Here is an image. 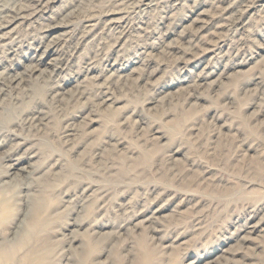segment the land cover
Listing matches in <instances>:
<instances>
[{
	"label": "rangeland",
	"instance_id": "rangeland-1",
	"mask_svg": "<svg viewBox=\"0 0 264 264\" xmlns=\"http://www.w3.org/2000/svg\"><path fill=\"white\" fill-rule=\"evenodd\" d=\"M132 2L53 4L56 20L71 12L75 33L99 21L97 28L67 55L54 79L36 72L0 92V187L9 198L0 217V250L15 254L7 264H23L26 256L30 264H264V230L243 232L253 223L264 227V0H179L171 7L165 1L144 18L130 12ZM241 2H252L254 10L244 14L243 28H231ZM195 10H204L208 22L200 38L190 39L197 33L190 23ZM122 17L120 30L108 29L111 19ZM36 19L10 33L17 42L8 53L0 46V71L23 70L18 61H28L21 55L33 53L53 21ZM206 48L200 60L181 67ZM114 61L118 77L108 71ZM88 62L94 66L86 71ZM222 70L228 77L219 75ZM256 75L262 78L257 90ZM56 90L66 98L57 101ZM72 121L79 137L65 140ZM15 157L31 177L13 174L9 160ZM51 166L60 174L37 182ZM59 183L46 196L52 222L42 224L44 238L18 248L17 228L32 223L24 215L25 194L34 197L36 187ZM73 193L89 197L84 212L79 203L71 208ZM160 205L153 230L146 218ZM74 218L85 222L74 226Z\"/></svg>",
	"mask_w": 264,
	"mask_h": 264
},
{
	"label": "bare ground",
	"instance_id": "bare-ground-1",
	"mask_svg": "<svg viewBox=\"0 0 264 264\" xmlns=\"http://www.w3.org/2000/svg\"><path fill=\"white\" fill-rule=\"evenodd\" d=\"M60 0H0V46H2L6 51L5 53L9 52L8 50L12 49L13 46L15 45V43L17 41H15L16 37H11L10 33L14 31L15 28H17V26L19 24H23L24 22L26 23L27 20H29L28 24H30L31 22L33 21H36V16L38 17H43L45 19H53V21L49 24H45V28H44V32L46 31V33L42 34V36L40 37V41L36 42L37 44H35V46L33 47L34 50H33V53L32 54H26L24 55V53L21 55L25 58V60H27V64H24V60H19L18 63H21V67H23V70L21 71H16L14 69L16 68H13V66H7V67H4L3 70L0 71V92H3L4 91V87L3 86H6L7 87H10L11 85L14 84V86L16 85H19L23 80L26 79V75H31L33 73L36 74V76L40 75L41 76H45L46 79L50 80V79H54L58 70L59 69H64L66 65H63V61L64 59L67 57V55H69L70 57L76 53V51H78V47L80 45V41L83 39H85L88 35H90L89 32H93V30H95L98 26V22H94L92 24H89V25H85L83 26L82 28V31L81 33H75L76 31V25L73 26L71 25L73 22L70 23L69 21V18L70 17V13H66L65 15L63 14L60 18H55V14L53 12V4H55L56 2H58ZM62 1V0H61ZM165 1H169V3H167L169 7H171L172 5L174 4H177L179 2V0H133V5H132V8H131V13L133 12L135 17L138 18H144L145 15L143 12H146L148 10H152L154 8H157L158 6H160V3H164ZM252 1V0H251ZM233 2V1H232ZM235 2V1H234ZM230 4V5H229ZM227 5V7H230L233 9L234 6L233 3H229ZM199 5V4H197ZM196 5V6H197ZM262 4H260L259 6H261ZM154 6V8H152ZM165 5V7H167ZM258 6V5H257ZM238 9L237 11H239V16H237L234 20H233V23L231 25V28H235V29H239V28H243V26H245V24L248 22L246 21L245 19L243 20V17H245L244 14L246 13H249L251 10L253 11L254 9H252L254 6L252 5V2L250 4H244L242 5V2H241V5H238L237 6ZM196 8V7H195ZM194 8V9H195ZM193 9V10H194ZM198 9V8H197ZM196 9V10H197ZM196 10L194 11L195 12V17L193 19H191V22L190 23H194L196 25V28H195V32L197 33H190L188 36L190 37V39H193V38H200V34L199 32H201L203 30V28H205L206 24H207V20H206V14L204 12V10H198L196 12ZM232 11V10H231ZM254 13H250L249 15H253ZM138 16V17H137ZM165 17V16H164ZM98 18V17H97ZM211 19V18H209ZM33 20V21H32ZM124 19L123 17L121 19H119V21H117L116 19H111L110 21V25L108 26V29H111V30H120L119 27H121L122 25H124ZM134 21V20H133ZM140 22H145L144 20H138ZM3 22H5L6 24H3ZM16 23L13 27H11L10 29H7L3 32H1L2 29L6 28L12 24ZM82 23V22H81ZM85 28H88V29H85ZM84 29V30H83ZM230 29V28H229ZM224 30V29H223ZM121 32V31H119ZM242 33V32H241ZM14 34V33H13ZM49 37V39H48ZM95 37V36H94ZM188 37V38H189ZM226 38V37H225ZM7 39H9L8 42H4L6 41ZM77 39V40H76ZM189 39V40H190ZM72 40H76V42L74 43V41ZM82 40V41H83ZM188 40V41H189ZM193 41H189L188 43V46H191V47H194L193 46ZM120 43V42H119ZM207 44V43H206ZM216 44V42H215ZM73 48L71 53H68V49L70 48ZM261 48H264V44L262 45ZM189 49V48H188ZM207 49V48H206ZM205 49V50H206ZM199 50V49H198ZM212 50V49H210ZM209 49H207L206 51H203L201 52L200 54L198 55H191V58L189 59H185L184 61H181V63H183V65L181 67L184 68V66H189L190 64L194 63V62H197L198 60L201 59V57H203L206 52H208ZM199 52V51H198ZM232 54V53H231ZM203 55V56H202ZM264 56V55H263ZM68 60V59H67ZM68 62H66L65 64H67ZM235 63V62H234ZM44 64L45 67L43 69H40V66ZM9 65V64H8ZM116 65L118 66L119 65V62L118 61H114L111 63L110 65V68L108 69V71H112L110 74L112 76H117L116 73L118 71V69L116 68ZM264 65V64H263ZM94 65H92L91 63H87L86 64V71H89L90 68H93ZM122 69V68H121ZM223 69V68H222ZM10 70H14L13 72H10ZM42 73H44L42 75ZM118 74V73H117ZM261 74V73H260ZM121 75V74H120ZM219 75H221V77H224L225 75V71L222 70L221 73H219ZM262 75V74H261ZM119 76V75H118ZM117 76V77H118ZM203 76V75H202ZM196 77H201V75H197ZM228 77L225 76L224 78ZM256 78H258L259 80L258 81H255V84H256V87L255 89H259L258 87L260 86L259 84L262 83L261 80V76L260 75H256L253 77V79L256 80ZM30 79V78H29ZM261 79V80H260ZM31 81V80H30ZM196 81V80H194ZM219 81V80H218ZM221 82V81H220ZM219 82V83H220ZM24 83V82H23ZM31 83V82H30ZM114 84L113 83H110L109 85H112ZM217 84V83H216ZM57 86V85H56ZM19 87V86H18ZM25 87V86H24ZM261 87V86H260ZM193 89V88H192ZM10 90V89H9ZM34 90V89H33ZM109 90V89H108ZM260 90L263 92V88L261 87ZM197 91V90H195ZM255 91V90H254ZM66 92V91H63V93ZM107 92L104 91L102 93H105ZM109 92V91H108ZM62 91H59V90H56L54 91V95L53 96H56L57 98V101H61L62 98H66V97H59V95H62L63 94ZM80 93V92H79ZM195 93V92H194ZM199 93V92H198ZM1 94V93H0ZM81 94V93H80ZM171 94V93H170ZM261 94V93H260ZM103 96H106V93L105 94H102ZM112 95V94H111ZM200 95V94H199ZM68 96H71V95H68ZM163 97V96H162ZM110 96L108 95L106 98L103 99V102H106L108 100H110ZM71 99V98H70ZM62 103V102H61ZM262 104L264 103V100L261 102ZM10 104V103H9ZM193 105V104H192ZM102 106V105H101ZM108 107V106H107ZM13 108V107H12ZM90 112V111H89ZM263 112V111H262ZM2 113V112H1ZM0 113V114H1ZM254 116V114L252 115ZM1 118V117H0ZM35 119H37L38 121L41 120V116H37V117H34ZM142 120V118H139V120ZM144 119V118H143ZM140 120V121H141ZM91 122L93 120H90ZM135 122V120H134ZM262 122V121H261ZM37 123H40L37 122ZM225 125V124H224ZM79 125H76V123H74L73 121L69 123V125L66 126V129L64 130V134H63V138L65 137H68L67 139L65 140H73L74 138H77L79 137V135H77L76 137V130L78 129V127H76ZM260 126V125H258ZM80 130V129H78ZM143 130V129H142ZM156 130V129H155ZM156 133V132H155ZM242 139V138H241ZM218 140V139H217ZM75 141V140H74ZM123 141V140H122ZM221 141V140H220ZM259 141V140H258ZM262 141V140H261ZM74 146V145H73ZM73 149V148H72ZM74 150V149H73ZM36 153H32L30 155L31 156H35ZM5 156V154H4ZM2 158V157H1ZM11 158V157H10ZM20 157H15L9 161H13L9 166H13V168L15 169V171H13V174L15 173L18 174V170L19 172H21L20 174H22L23 172L25 173L26 172V175L28 173V176H30V174L32 172H27V169H26V166H18V165H22L20 163H18L19 161H16L18 160ZM60 158V157H59ZM81 159V158H79ZM91 159V158H90ZM58 160V159H57ZM77 160V159H76ZM18 166V167H17ZM29 166V165H28ZM53 166V165H52ZM52 166L50 167V169H48L47 171H45L44 173H41V175H39V177L37 178V182H39V180H43L46 178V174H52V175H57L56 173H59L58 171H54L51 169ZM65 168V165L63 166ZM59 168V167H58ZM103 168V167H102ZM67 169V168H66ZM71 169V168H70ZM69 169V174H71V170ZM106 169V168H105ZM59 171L60 172H65L66 170H60L59 168ZM56 172V173H55ZM67 172V173H68ZM61 173V174H62ZM74 173V172H73ZM60 174V173H59ZM65 175V173H63ZM73 175V174H71ZM59 176V175H58ZM70 176V175H69ZM73 176H76V175H73ZM88 176V175H87ZM15 177V176H13ZM22 177V176H21ZM49 177V175H48ZM51 177V176H50ZM53 178L54 177H57V176H52ZM90 177V176H89ZM58 178V177H57ZM61 178V177H60ZM66 178V177H65ZM91 178V177H90ZM92 179V178H91ZM91 179H89L91 181ZM50 180V178H49ZM45 181V180H44ZM87 181V180H86ZM1 182V181H0ZM5 182V181H4ZM51 183V182H50ZM91 183V182H89ZM30 183H27L25 185L27 191L31 189V186L32 185H29ZM98 184V183H97ZM209 184V183H208ZM61 186V184H57V185H52L50 186V188H46L44 186H40V187H36L35 189L32 190V192L36 193V195L33 196H30L29 194H25V199L23 200V204L25 205V208H27V211L26 213L24 214L25 216L27 217H30L31 218V224L30 223H27L26 224H22L24 225H20L21 227H18L17 228L18 230L16 231L17 233L16 234H19V237L21 238L20 240L18 239V242L15 243V246H17L18 244V248L20 246V244L23 246V245H28L29 243V240L31 239L32 242L31 244L34 246H37L38 245V241L41 240V238L43 237L44 238V234L41 235L40 234V231L42 230V224H50L49 222H52L51 219H50V209L49 208H52L49 206V202L48 201L49 199L46 197L47 194H50L51 191L53 192L54 190H58L59 187ZM76 186V185H75ZM30 188V189H29ZM72 188V187H71ZM75 188V187H74ZM48 189V190H47ZM89 189V186H86L85 188L82 189L81 193H86V191ZM5 190L3 187L1 188L0 187V217H2L1 215L3 213H7L8 209H9V198H7V196L5 195V192L3 191ZM50 190V191H49ZM49 192V193H48ZM70 192V191H69ZM76 193H73L74 197L71 196V199L69 200V203L72 205L71 208H75V204H78L79 205V208L82 209V211L84 210L85 206L87 205V200H89V197H85V201L82 199V197L78 195H75ZM85 196V195H84ZM70 197V196H69ZM43 198H45L46 200V203L43 202ZM87 198V199H86ZM82 200V201H80ZM98 200V199H97ZM71 201V202H70ZM68 202V201H67ZM87 202V203H86ZM92 202V201H91ZM90 202V203H91ZM89 203V204H90ZM101 203V202H100ZM93 204V202L91 203ZM97 206H98V203H97ZM67 207V206H65ZM68 208V207H67ZM102 208V206H98V209ZM164 209L163 205H160V207L154 209L152 211V213L150 214V216H148L146 219H148L149 221V226L152 227V229L154 230V224H156V220L159 216V213ZM80 211V210H79ZM85 211V210H84ZM83 211V212H84ZM6 215V214H5ZM23 215V214H22ZM2 219V218H1ZM21 219V218H20ZM19 219V220H20ZM55 219V218H54ZM22 221V219H21ZM87 221V220H86ZM82 222H85V221H81L79 222L78 220H76V218H74L72 220V224L74 226H77V224L79 226H81V223ZM19 223V224H21ZM54 223V222H53ZM69 223V222H68ZM70 223V224H71ZM77 223V224H76ZM9 224V223H8ZM85 224V223H84ZM4 225V224H3ZM136 225V224H135ZM89 226V225H88ZM241 226V225H239ZM60 228V227H59ZM77 228V227H76ZM158 228V227H157ZM64 229V228H63ZM72 229V228H71ZM124 229V228H123ZM244 229V233H254V232H257V231H260L261 230H264V227H260L259 224H251V225H248V226H244L243 227ZM49 230V229H48ZM48 230H45L46 232H49ZM15 231H13L14 233ZM68 232L72 235L73 231H69ZM63 233V232H62ZM15 234V235H16ZM69 235V234H68ZM160 235V233H159ZM70 236V235H69ZM68 236V238H69ZM16 237L18 238V236L16 235ZM16 238V240H17ZM46 238V237H45ZM244 238V236H243ZM248 239V237H247ZM15 240V241H16ZM44 240V239H43ZM249 240V239H248ZM247 240V241H248ZM12 242V241H10ZM44 242V241H43ZM71 243V241H70ZM10 244V243H9ZM17 244V245H16ZM30 244V243H29ZM37 244V245H36ZM44 244V243H43ZM12 245V244H11ZM30 245V246H32ZM13 246V245H12ZM10 246V247H12ZM12 247V248H15ZM40 247L43 246L42 244L39 245ZM73 246V245H72ZM71 246V247H72ZM162 246V245H161ZM44 247V246H43ZM69 247V246H68ZM1 248V247H0ZM21 248V247H20ZM27 248V246H26ZM37 248V247H35ZM39 248V247H38ZM163 248V247H162ZM3 249V248H2ZM17 249V248H16ZM31 249V248H30ZM34 249V248H33ZM43 249V248H42ZM77 249V248H76ZM11 250V249H10ZM18 250V249H17ZM20 250V249H19ZM71 250V249H70ZM22 251V250H21ZM27 251V249H26ZM35 251V250H34ZM80 251V250H79ZM9 252V251H8ZM19 252V251H18ZM23 253L25 251H22ZM43 252V251H42ZM82 252V251H81ZM13 253V249H12V252L11 253H3V250H0V264H7L8 261H10V259H14L13 258V255L15 254H12ZM28 252H26L27 254ZM35 253V252H34ZM34 253H32V255H34ZM8 254V255H7ZM22 254V253H21ZM20 254V255H21ZM70 254V252H69ZM78 254V253H77ZM23 255V254H22ZM28 255V254H27ZM31 255V256H32ZM37 255V253H36ZM25 253L24 255L22 256V260H23V257H25ZM35 256V255H34ZM73 256V255H72ZM15 257V256H14ZM21 257V256H20ZM19 257V258H20ZM79 258V256H77ZM17 258V257H16ZM18 260L21 262V258ZM71 259V255L69 257ZM34 259V258H33ZM38 259V258H37ZM76 259V258H75ZM108 259V258H107ZM27 256L26 258H24V261L26 262V264H30V261L32 259H29L27 261ZM72 260V259H71ZM79 260V259H78ZM77 260V261H78ZM15 261V260H14ZM22 261V263L24 262ZM33 261V260H32ZM35 261V260H34ZM74 261V259H73ZM81 261V260H80ZM213 261V260H212ZM25 262L23 264H25ZM79 262V261H78ZM104 262V261H103ZM101 262V263H103ZM211 262V261H210ZM209 262V263H210ZM10 263V262H9ZM13 264V261L11 262ZM18 264H21L19 262H17ZM32 263V262H31ZM81 263V262H80ZM105 263V262H104ZM207 263V262H206ZM205 263V264H206ZM219 263V262H217ZM33 264V263H32ZM188 264H198L197 260H194V261H190Z\"/></svg>",
	"mask_w": 264,
	"mask_h": 264
}]
</instances>
